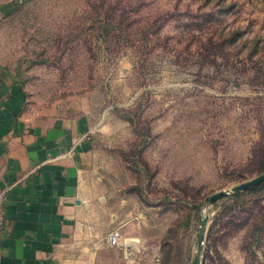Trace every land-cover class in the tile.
Instances as JSON below:
<instances>
[{
    "label": "rangeland",
    "instance_id": "374dc122",
    "mask_svg": "<svg viewBox=\"0 0 264 264\" xmlns=\"http://www.w3.org/2000/svg\"><path fill=\"white\" fill-rule=\"evenodd\" d=\"M232 31L264 37V0H0V69L131 176L144 264H264V183L232 193L264 173V56L212 49Z\"/></svg>",
    "mask_w": 264,
    "mask_h": 264
},
{
    "label": "crops",
    "instance_id": "0c3cea01",
    "mask_svg": "<svg viewBox=\"0 0 264 264\" xmlns=\"http://www.w3.org/2000/svg\"><path fill=\"white\" fill-rule=\"evenodd\" d=\"M25 105L23 86L0 69V264H144L134 258L145 249L143 203L133 182L119 184L131 176L104 172L86 120L32 121Z\"/></svg>",
    "mask_w": 264,
    "mask_h": 264
},
{
    "label": "trees",
    "instance_id": "16d2710c",
    "mask_svg": "<svg viewBox=\"0 0 264 264\" xmlns=\"http://www.w3.org/2000/svg\"><path fill=\"white\" fill-rule=\"evenodd\" d=\"M226 43L231 44L232 47L242 44L241 47L244 50H250L251 57L254 55L258 56L260 54V58L262 59V57L264 56V37H261L260 35L253 34L252 37L250 36L247 38L245 37L244 31H232L231 33L228 32L224 36L223 42L215 43L213 39L209 40V44L211 45L212 49L217 48L219 50H222L224 49L223 46H225Z\"/></svg>",
    "mask_w": 264,
    "mask_h": 264
},
{
    "label": "water",
    "instance_id": "95a60500",
    "mask_svg": "<svg viewBox=\"0 0 264 264\" xmlns=\"http://www.w3.org/2000/svg\"><path fill=\"white\" fill-rule=\"evenodd\" d=\"M262 183H264V173L259 175V176H257L256 178L250 180V181L244 182V183L234 187L232 189V193L233 194H238V193H241V192H245V191L250 190L251 188L259 186ZM228 195H229L228 191H220V192L214 194L210 198V202H216L219 199H221L223 197H226ZM207 225H208V219L205 218L203 220V222H202L201 230H200V234H199V248L201 250H203V242H204V237H205V232H206Z\"/></svg>",
    "mask_w": 264,
    "mask_h": 264
},
{
    "label": "built area",
    "instance_id": "2783aa9c",
    "mask_svg": "<svg viewBox=\"0 0 264 264\" xmlns=\"http://www.w3.org/2000/svg\"><path fill=\"white\" fill-rule=\"evenodd\" d=\"M7 200V190L2 189L0 187V234L4 231V225H5V211H4V204ZM109 242L113 246H117L120 243V233L118 231H114L109 236ZM135 264V263H133ZM152 264H159L158 260L154 261Z\"/></svg>",
    "mask_w": 264,
    "mask_h": 264
}]
</instances>
